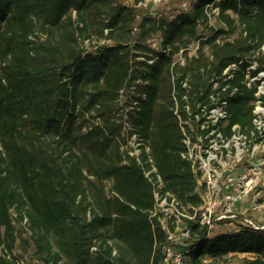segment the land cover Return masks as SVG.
Returning a JSON list of instances; mask_svg holds the SVG:
<instances>
[{
	"label": "trees",
	"instance_id": "16d2710c",
	"mask_svg": "<svg viewBox=\"0 0 264 264\" xmlns=\"http://www.w3.org/2000/svg\"><path fill=\"white\" fill-rule=\"evenodd\" d=\"M206 5L217 9V26ZM263 45L264 0H193L172 19L119 0H0V264H163L167 239L150 216L145 161L161 192L197 206L174 103H210L215 94L230 124L250 128L260 81L248 87L244 73L253 62L251 76L264 71ZM133 134L148 148L142 166L126 149ZM185 224L186 264L234 253L264 264V233L208 239ZM17 246L30 249L29 262Z\"/></svg>",
	"mask_w": 264,
	"mask_h": 264
},
{
	"label": "built area",
	"instance_id": "2783aa9c",
	"mask_svg": "<svg viewBox=\"0 0 264 264\" xmlns=\"http://www.w3.org/2000/svg\"><path fill=\"white\" fill-rule=\"evenodd\" d=\"M205 9L212 24L210 21L218 11L211 9V5H206ZM189 47L179 51L174 63L183 65L184 53L190 57L198 48V42L193 49ZM240 63L225 68L224 78L231 79ZM254 68L253 62L244 73L243 83L248 87L260 81V72L251 76L250 70ZM260 85L261 82L256 87V100L251 103L250 128L230 124L228 103L218 100L215 94L209 95L210 103H183L181 107L174 103L173 114L184 145L181 157L188 162L194 175L200 203L197 206H184L169 192H161L162 182L151 159L145 161L150 166L144 169V176L153 187L154 197L150 216L156 218L167 239L163 264H186L187 241L192 237L185 220L205 228L208 239L241 230L264 233V103L259 99V95L264 94H260ZM234 91L235 88L231 93ZM127 128L128 124L125 123L124 131ZM141 147L148 152L135 134L127 139L128 154L142 166ZM178 245L181 248L175 250ZM243 255L246 260L254 258L253 254ZM212 262L207 256L201 258V264ZM18 264L24 263L19 261Z\"/></svg>",
	"mask_w": 264,
	"mask_h": 264
},
{
	"label": "rangeland",
	"instance_id": "374dc122",
	"mask_svg": "<svg viewBox=\"0 0 264 264\" xmlns=\"http://www.w3.org/2000/svg\"><path fill=\"white\" fill-rule=\"evenodd\" d=\"M120 2L127 4V5H132L137 8V10L140 13H144L146 11H151V14H157L160 17H164L166 19H172L175 17L179 12L182 11H188L190 4L193 0H160L154 2L153 0H143L136 5H134V0H119ZM210 22H212L213 25L217 26L216 20L212 19ZM159 36L153 35L151 36L150 39H148V42L150 46L153 49L158 48V43H159ZM88 42H84L83 45L85 46L86 49H89L88 47ZM195 44V43H194ZM194 44L190 45V49L194 48ZM94 45V43L92 44ZM207 51V50H206ZM262 51L264 52V45L262 46ZM193 53V52H191ZM176 59V58H175ZM261 85H260V94H264V72H260L259 76ZM127 99V96L125 94H122V96L119 98V104L121 105L122 103H125ZM109 187V183H106V188ZM252 214V213H250ZM263 214V213H262ZM184 244V243H183ZM179 245L176 246L175 250H178ZM15 252L17 254H21L24 260L29 262L30 260V249H27L26 251H23V249L19 246L16 247ZM245 255L243 253H234V254H229L227 255L224 259L218 260V261H213L211 264H246L245 263Z\"/></svg>",
	"mask_w": 264,
	"mask_h": 264
}]
</instances>
